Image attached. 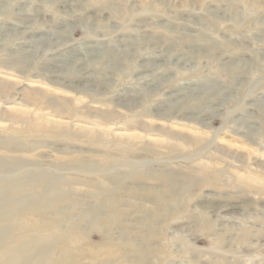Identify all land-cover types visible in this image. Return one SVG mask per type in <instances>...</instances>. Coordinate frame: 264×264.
Segmentation results:
<instances>
[{
    "label": "rangeland",
    "instance_id": "rangeland-1",
    "mask_svg": "<svg viewBox=\"0 0 264 264\" xmlns=\"http://www.w3.org/2000/svg\"><path fill=\"white\" fill-rule=\"evenodd\" d=\"M0 227V264H264V0H0Z\"/></svg>",
    "mask_w": 264,
    "mask_h": 264
},
{
    "label": "bare ground",
    "instance_id": "bare-ground-1",
    "mask_svg": "<svg viewBox=\"0 0 264 264\" xmlns=\"http://www.w3.org/2000/svg\"><path fill=\"white\" fill-rule=\"evenodd\" d=\"M164 181L169 182L170 185L175 184L171 177H165ZM48 184H49L48 182L46 184H44V183H35L32 180H28L24 184L20 185L21 187H19L18 190H21V189L29 190L30 196L31 197L33 196V198H34V197H39L42 194V192H44V190H46L47 186L50 188V185H48ZM187 184H191V181L188 180L186 182V185ZM93 188H95L94 189V195L95 196L100 194L102 191V189L97 184H93ZM61 190H63V189H61ZM148 191L150 193L154 194L155 201L161 207L168 205V203L170 201H172L171 199L173 197V194L170 195L171 197L170 196H163V193L161 191H158L154 188L148 189ZM133 193H135V191H133ZM176 199H177V196L174 198V202L176 201ZM57 200L58 199H56V201ZM36 211H39V210L37 209ZM161 212H162V209L158 210L156 212V214H154V215L156 217H159ZM201 218L203 219V221H206V223H207V219H206L207 217L204 214H201ZM5 230H6L5 227H0V238L3 236V233L5 232ZM33 242H34V240H29L27 237L22 238V240L18 243V246L15 247V249L10 252V253H12L11 255L15 259L14 264H40V263H43L47 259L48 249H49V247L47 248L48 245L44 242H39L37 244L35 243L36 245L34 246ZM30 246H33L34 250H29Z\"/></svg>",
    "mask_w": 264,
    "mask_h": 264
}]
</instances>
